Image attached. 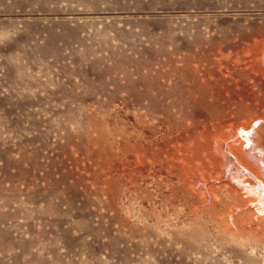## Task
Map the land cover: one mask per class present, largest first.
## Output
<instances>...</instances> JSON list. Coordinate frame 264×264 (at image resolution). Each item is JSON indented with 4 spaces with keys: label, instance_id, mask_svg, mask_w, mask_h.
<instances>
[{
    "label": "rangeland",
    "instance_id": "obj_1",
    "mask_svg": "<svg viewBox=\"0 0 264 264\" xmlns=\"http://www.w3.org/2000/svg\"><path fill=\"white\" fill-rule=\"evenodd\" d=\"M263 52L264 0H0V264H264Z\"/></svg>",
    "mask_w": 264,
    "mask_h": 264
},
{
    "label": "bare ground",
    "instance_id": "obj_2",
    "mask_svg": "<svg viewBox=\"0 0 264 264\" xmlns=\"http://www.w3.org/2000/svg\"><path fill=\"white\" fill-rule=\"evenodd\" d=\"M262 62L264 63V52ZM252 122H254V124L248 123L242 126L239 132V136L244 138L247 143L242 151V153L247 156V160L241 158L242 155L239 154L235 146V144H238L235 133L231 132L229 137V139L234 141V144H228L226 141H223L224 144L221 141L220 144V140L217 139H215L214 142L219 149L217 152H226L224 153V160L226 161V165L231 167L232 173L236 176L243 172L245 173L243 179L246 178L244 181L246 187H248V190H251L252 194L256 195V199H258V202H261L264 207V120L256 119ZM253 129L255 130L253 131ZM253 148L254 152H251ZM238 179L241 178L238 177Z\"/></svg>",
    "mask_w": 264,
    "mask_h": 264
}]
</instances>
